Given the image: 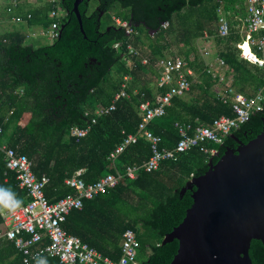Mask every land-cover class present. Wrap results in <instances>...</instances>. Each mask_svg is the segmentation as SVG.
<instances>
[{
    "label": "trees",
    "instance_id": "trees-1",
    "mask_svg": "<svg viewBox=\"0 0 264 264\" xmlns=\"http://www.w3.org/2000/svg\"><path fill=\"white\" fill-rule=\"evenodd\" d=\"M72 2L44 0L29 10V18L21 16L29 25L48 26L51 19L47 13L60 7L64 11L58 19L60 35L51 44L25 43V34L19 30L0 34V145L24 153L33 172L48 177L45 194L51 202L74 194L64 181L77 170H83L81 177L86 183L109 173L120 174L115 186L93 198H83L82 207L66 215L63 229L112 260L120 257L122 235L131 229L138 242L137 253H148L140 264H169L178 242L174 239L161 244V240L181 222L192 202L189 190L179 193L181 187L191 177L201 175L210 158L216 162L226 146L253 138L264 122V104L261 111L252 113L226 135L222 144L208 142L193 147L176 160L162 161L151 172L142 168L151 154L143 136L114 159L108 155L128 133L136 132L141 119L139 104L152 102L158 93L168 90L167 85H155L159 75L156 62L166 55L170 39L179 36L177 31L182 35L178 55L197 75L190 90L173 97L164 115L149 123L148 128L160 137L159 149L174 148L180 137L177 125L190 124L192 134L195 127L210 124L216 117L233 116L231 102H223L226 94L216 87L219 76L209 71L200 56L197 38L206 34L214 39L218 58L224 61L236 92L248 97L260 90L264 94V70L239 57L236 44L240 37L232 30L236 23L231 14L242 20L245 0H92L78 5L84 34L71 12ZM97 2L99 8L94 9ZM219 7L230 24L226 38L218 35ZM113 16L127 20L133 32L127 34ZM121 90L128 96L115 100L113 110L93 113L99 104L108 107ZM74 128H87V132L77 137L71 134ZM203 148H214L216 153L211 155ZM126 166L138 167L134 178L123 174ZM0 189L4 190L0 191L1 202L7 197L22 205L29 199L18 186L15 172L7 169L1 150ZM3 212L0 232L5 229ZM248 254L252 264H264L260 241L251 240ZM0 264H26L22 253L3 237ZM28 264L61 263L56 257H47Z\"/></svg>",
    "mask_w": 264,
    "mask_h": 264
},
{
    "label": "built area",
    "instance_id": "built-area-1",
    "mask_svg": "<svg viewBox=\"0 0 264 264\" xmlns=\"http://www.w3.org/2000/svg\"><path fill=\"white\" fill-rule=\"evenodd\" d=\"M246 15L241 23L244 27V36L236 44L239 49L238 55L241 59L257 65L264 70V0H245ZM218 35L226 38L230 34V24L227 16L218 9ZM51 17L57 16L56 10L49 12ZM116 25L125 29L127 34L132 33L131 27L126 21L115 19ZM48 34L52 38L59 35L57 22H52ZM117 46V44L115 45ZM208 51L204 50V54ZM186 61L179 56H167L158 61L159 79L157 87L168 86L164 93H158L154 100H145L139 104L141 119L137 125L136 133L127 134L121 143L109 153L108 158L114 159L124 148L135 143L137 137L143 136L150 144L151 154L142 164L146 172L159 168L164 160H176L179 154L187 150L212 142L222 144L226 135L247 121L254 112L263 108L264 94L258 91L254 96H246L236 92L231 87H226L222 101L231 102L233 116L221 115L214 118L210 124H202L192 130L190 124L177 125L180 135L173 149H159L160 137L149 128V123L157 117L164 115L165 109L170 105L175 96L186 94L190 90L191 81L188 80L186 72ZM217 65L224 67L222 59H217ZM124 83L122 84V88ZM128 94L121 90L117 92L108 107H98L95 114H101L113 110L115 100ZM87 128L71 131L77 137L85 135ZM1 134V130H0ZM4 154L7 169L16 174L18 186L26 191L29 198L26 204H20L13 211L5 210L2 214L4 231L0 232L3 237L13 243L15 248L22 253L23 262L43 261L47 257H56L61 264H138L137 249L138 242L135 233L131 229L124 231L121 241V254L117 260L103 257L97 250L81 242L78 237L67 233L61 223L72 209L82 207L83 198H93L99 193L105 192L109 187L115 186L120 174H106L92 183H86L81 177V171L65 179V183L74 189V194H68L56 201H50L45 194V186L49 179L42 174L37 176L32 170V162L24 154L17 152L6 144L0 145ZM204 152L211 155L216 149L203 148ZM137 166H126L124 175L128 178L136 176ZM14 203L13 201H10Z\"/></svg>",
    "mask_w": 264,
    "mask_h": 264
},
{
    "label": "water",
    "instance_id": "water-1",
    "mask_svg": "<svg viewBox=\"0 0 264 264\" xmlns=\"http://www.w3.org/2000/svg\"><path fill=\"white\" fill-rule=\"evenodd\" d=\"M81 1L73 0L71 12L84 34ZM237 143L181 187L192 202L161 240L178 242L169 264H252L251 240L264 246V122L253 138Z\"/></svg>",
    "mask_w": 264,
    "mask_h": 264
},
{
    "label": "crops",
    "instance_id": "crops-1",
    "mask_svg": "<svg viewBox=\"0 0 264 264\" xmlns=\"http://www.w3.org/2000/svg\"><path fill=\"white\" fill-rule=\"evenodd\" d=\"M26 1L28 2V0H26ZM27 2H25L24 0H0V34H2L3 32H6V31H13V30H19L20 32L25 34L22 31V29L11 28L10 26H11L12 23H21V24H24L26 26H29V23L27 22V20L23 19L21 16L27 15V18H29L31 16V14H30L31 11H29V10L34 9L35 7L38 8V5L29 4ZM26 5L27 6L29 5L30 7H27ZM244 5H245V3H244ZM19 10H20V12H19ZM56 11H57V16L54 17V18L49 15V12L47 13L48 17L51 19L50 24L47 26L48 29H50V25L54 21L57 22V25H58V19H59V17H61L63 15V14H60V15L58 14V8L56 9ZM221 12H223L226 15L225 10L222 7H221ZM218 14H219V12H218ZM231 15H232V22L236 23L234 27L232 25V30H234L239 35L240 41H241L243 36H244V30H245L244 27L242 26V23H241L242 20L240 19L238 14H231ZM115 19H120V18L113 16V21H115ZM120 20H122V19H120ZM123 21H126L128 23V25L131 27L130 23L127 20H123ZM217 25H218V22H217ZM58 32H59V35H60V31L59 30H58ZM132 32H133V30H132ZM48 36H49V34H48ZM209 37H211V36H207L205 34V35L197 38L198 40L196 39V46H197V49H198V51L200 53V56L205 61V64L209 68V71L212 72V74H217L219 76V83L216 86L217 89H220L221 91L222 90L224 91V89L226 87H231L232 89H234V87L232 85V80L227 82V80L225 78L227 75H230V74H227L225 66L224 67L217 66L219 71L214 69L215 66L217 65V59H218V54L217 53H218V48L219 47H217L215 42H214L215 46L217 47V53H216L214 48H213V42L210 41V40H214V39L211 38L210 40H205V38H209ZM49 38L52 39V42L56 39V38H52L50 36H49ZM25 40H26V34H25ZM51 43H49V44H51ZM204 50H207L208 53L204 54ZM130 51H132V50L130 49ZM167 56H179V57H181L178 54H173V55L166 54V55L160 57L157 60L156 67H158V61L161 58H164V57H167ZM181 58H183V57H181ZM186 64H187L186 65V70L190 71V74L186 72V75H187L188 80L192 82L193 80H196V75L197 74L195 73L194 69L191 66H189L187 61H186ZM157 72L159 74L158 69H157ZM124 79L127 80L128 77H124ZM158 79H159V75H158V77L156 79V82H155L156 87H157ZM100 106L103 107L100 104L97 105V107H95V109L93 110L94 114H95V110L98 107H100ZM134 133H136V132H134ZM128 134H130V133H128ZM79 171L82 172L83 170L80 169ZM59 263H60V261H59ZM138 264H140V262H138Z\"/></svg>",
    "mask_w": 264,
    "mask_h": 264
},
{
    "label": "rangeland",
    "instance_id": "rangeland-1",
    "mask_svg": "<svg viewBox=\"0 0 264 264\" xmlns=\"http://www.w3.org/2000/svg\"><path fill=\"white\" fill-rule=\"evenodd\" d=\"M24 1L27 2L26 0H24ZM43 2H44V0H42V1H40V0H28L27 3L36 4V5L40 6L43 4ZM27 7H30V6L28 5ZM219 9H221V7H219ZM114 13L110 12L109 15H114ZM58 14L59 15L64 14V11L60 7H58ZM10 27L15 28V29H22V31L26 34L25 43H30V44H33L34 46H39V45L49 44L52 42V39H50L48 36L49 29L47 28V26L38 25V24H32V25L26 26V25L21 24V23H12ZM177 33L179 34L178 37H176V38L173 37L170 39L171 40L170 47L168 49H166V51H165L166 54H168V52H170V51L173 53L179 54L178 51L181 48V46L179 45L178 40L182 38L181 37L182 35L180 34V31H177ZM211 38L212 37L205 38V40H210ZM210 41L213 42V48H214L215 52L217 53V47L214 44V40H210ZM217 66L218 65H216L214 69L218 70ZM225 78H226L227 82L232 80L230 75H227ZM147 254L148 253L146 250L144 252L138 251V253L136 255L137 261L141 262L143 259L146 258Z\"/></svg>",
    "mask_w": 264,
    "mask_h": 264
},
{
    "label": "clouds",
    "instance_id": "clouds-1",
    "mask_svg": "<svg viewBox=\"0 0 264 264\" xmlns=\"http://www.w3.org/2000/svg\"><path fill=\"white\" fill-rule=\"evenodd\" d=\"M0 191H4L3 189H0ZM21 201L16 200L14 203L10 202V200L6 197L4 201L0 202V212H3L5 210L13 211L15 207H19Z\"/></svg>",
    "mask_w": 264,
    "mask_h": 264
},
{
    "label": "flooded vegetation",
    "instance_id": "flooded-vegetation-1",
    "mask_svg": "<svg viewBox=\"0 0 264 264\" xmlns=\"http://www.w3.org/2000/svg\"><path fill=\"white\" fill-rule=\"evenodd\" d=\"M92 0H82L81 1V3H89V2H91ZM99 1V0H98ZM99 5H100V3L99 2H97V4H95L94 6H93V8L94 9H98L99 8ZM102 5H104V4H102ZM104 14V12L102 11V13H101V15H99V17H101L102 15ZM99 17H98V19H99ZM107 27H109V26H107ZM238 141H240V140H238ZM242 141V140H241ZM238 145V143H236V145L234 146V147H236Z\"/></svg>",
    "mask_w": 264,
    "mask_h": 264
}]
</instances>
